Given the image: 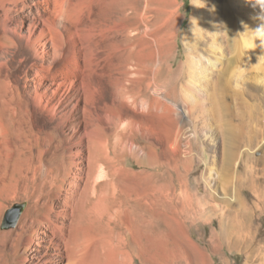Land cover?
Returning a JSON list of instances; mask_svg holds the SVG:
<instances>
[{"label": "bare ground", "instance_id": "obj_1", "mask_svg": "<svg viewBox=\"0 0 264 264\" xmlns=\"http://www.w3.org/2000/svg\"><path fill=\"white\" fill-rule=\"evenodd\" d=\"M166 13L161 0H0V216L17 195L31 201L12 254L9 235L0 233V264H123V220L140 226L151 252L168 224L179 230V256L192 245L206 263L193 240L198 230L183 224L198 214L195 207L172 209L169 195L142 182L130 188L123 165L110 169L103 133L116 122L113 110L124 111L143 87H155L169 63ZM209 32L214 50L218 29ZM117 121L125 143L127 120ZM263 225L264 198L243 211L235 239L252 245L264 237ZM221 234L231 238L228 229ZM178 257L166 254L158 264Z\"/></svg>", "mask_w": 264, "mask_h": 264}, {"label": "rangeland", "instance_id": "obj_2", "mask_svg": "<svg viewBox=\"0 0 264 264\" xmlns=\"http://www.w3.org/2000/svg\"><path fill=\"white\" fill-rule=\"evenodd\" d=\"M161 3L172 26L163 43L170 61L161 67L155 87H143L138 99L127 101L124 111L114 109L116 122L103 127L110 169L120 163L130 174V188L141 182L148 190L156 187L171 197L172 209L195 207L198 214L183 224L198 230L193 240L207 255L205 264H264V237L252 245L235 239V225L243 211L264 198V33H256L264 31V9L255 0ZM193 16L198 28L196 23L190 26ZM217 29L219 40L213 50L209 31ZM248 58L253 59L252 66ZM118 116L128 123L125 143ZM16 204H26L18 225L3 230L6 212ZM30 205L23 195L4 203L0 233L9 235L10 254L15 230ZM123 221L117 223L128 253L123 264H158L166 254L179 256L174 245L180 240L175 237L180 238L179 230L174 233L163 223L159 246L151 252L146 244L149 237L140 226ZM225 229L231 235L226 240L221 234ZM140 248L143 254L137 251ZM186 250L188 254L179 256L176 264H200L198 249L187 245Z\"/></svg>", "mask_w": 264, "mask_h": 264}, {"label": "water", "instance_id": "obj_3", "mask_svg": "<svg viewBox=\"0 0 264 264\" xmlns=\"http://www.w3.org/2000/svg\"><path fill=\"white\" fill-rule=\"evenodd\" d=\"M25 207L26 204H16L14 207L8 210L6 212L2 229L8 230L14 228L18 224Z\"/></svg>", "mask_w": 264, "mask_h": 264}, {"label": "clouds", "instance_id": "obj_4", "mask_svg": "<svg viewBox=\"0 0 264 264\" xmlns=\"http://www.w3.org/2000/svg\"><path fill=\"white\" fill-rule=\"evenodd\" d=\"M255 3L264 9V0H255ZM256 33H264V31H257Z\"/></svg>", "mask_w": 264, "mask_h": 264}]
</instances>
